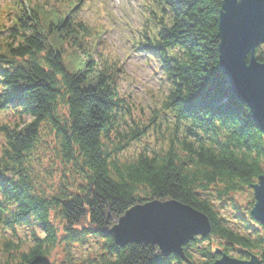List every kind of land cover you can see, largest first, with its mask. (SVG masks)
<instances>
[{"label": "trees", "instance_id": "obj_1", "mask_svg": "<svg viewBox=\"0 0 264 264\" xmlns=\"http://www.w3.org/2000/svg\"><path fill=\"white\" fill-rule=\"evenodd\" d=\"M221 3L141 0L133 47L157 62L165 92L138 117L142 109L119 92L122 62L102 28L78 17L82 0H3L0 264L59 254L60 264H185L154 246L119 248L106 235L129 208L171 199L208 217L225 255L263 245L249 212L229 226L214 205L264 175V136L218 71ZM263 55L264 45L258 62ZM192 245L183 249L189 261ZM194 250L201 264L216 258L210 246Z\"/></svg>", "mask_w": 264, "mask_h": 264}, {"label": "water", "instance_id": "obj_2", "mask_svg": "<svg viewBox=\"0 0 264 264\" xmlns=\"http://www.w3.org/2000/svg\"><path fill=\"white\" fill-rule=\"evenodd\" d=\"M217 29L219 74L230 95L248 109L264 136V55L262 62L255 57L256 49L264 45V0H222ZM251 191L249 215L264 230V175L258 177ZM210 233L206 215L172 199L135 205L106 231L119 248L154 246L162 257L173 255L186 264L191 263L184 247L196 238L206 239ZM218 251L214 252L216 258ZM212 264H255V259L243 262L221 254Z\"/></svg>", "mask_w": 264, "mask_h": 264}, {"label": "rangeland", "instance_id": "obj_3", "mask_svg": "<svg viewBox=\"0 0 264 264\" xmlns=\"http://www.w3.org/2000/svg\"><path fill=\"white\" fill-rule=\"evenodd\" d=\"M2 2L3 0H0V5ZM140 4L141 0H82V11L78 16L92 30H96L95 28L98 27L102 28L101 38L106 41L108 52L118 57L122 62L124 72L118 81L119 92L128 97L129 102L142 109L143 112L138 109V112L134 110L138 117H140L139 114L147 116L151 109L157 108L162 94L165 92L163 77L158 70L157 62L155 60L148 61L144 54L135 52L133 47L134 36L139 32ZM79 10L80 8L77 13ZM125 49L131 51L132 54L128 55ZM102 53H104L103 50ZM1 117L4 119L3 115ZM145 143L147 141H141L132 150H138L139 146ZM49 156L48 152L42 155L41 170L47 168ZM251 196L252 191H247L243 195H234L232 203L229 201L214 203L216 212L228 221L229 226H237L239 221L235 217L247 218V213L252 208L251 204L248 205L251 203ZM252 227L259 230V235L263 236L260 227ZM208 239L210 240L208 241ZM199 240L189 247V253L195 263H205L206 261L200 259L194 248L201 249L210 246L214 251L217 248L218 239L210 237ZM62 258L63 255L59 254L58 258H50L44 264H60Z\"/></svg>", "mask_w": 264, "mask_h": 264}, {"label": "flooded vegetation", "instance_id": "obj_4", "mask_svg": "<svg viewBox=\"0 0 264 264\" xmlns=\"http://www.w3.org/2000/svg\"><path fill=\"white\" fill-rule=\"evenodd\" d=\"M198 240L199 239H196V241ZM196 241L194 243H196ZM216 250L218 251V249H215V251ZM240 251H241V258H235V259L241 260L243 262H250L251 259H255V264H264V241H263V245L259 246V249H249V250L240 249ZM218 253H219L218 258L216 259L211 258L209 264H212L215 260H218L221 254H224L223 251L220 252L218 251ZM190 262H192V264H201V263H195L193 260Z\"/></svg>", "mask_w": 264, "mask_h": 264}, {"label": "clouds", "instance_id": "obj_5", "mask_svg": "<svg viewBox=\"0 0 264 264\" xmlns=\"http://www.w3.org/2000/svg\"><path fill=\"white\" fill-rule=\"evenodd\" d=\"M12 22H14V21H12ZM125 51L127 52L128 55H131L132 54L131 51H129L128 49H125ZM22 127H23V125H21V128Z\"/></svg>", "mask_w": 264, "mask_h": 264}]
</instances>
